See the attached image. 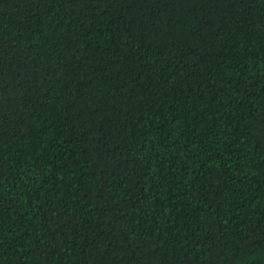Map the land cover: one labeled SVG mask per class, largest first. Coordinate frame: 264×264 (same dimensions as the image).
Listing matches in <instances>:
<instances>
[{
  "label": "trees",
  "instance_id": "1",
  "mask_svg": "<svg viewBox=\"0 0 264 264\" xmlns=\"http://www.w3.org/2000/svg\"><path fill=\"white\" fill-rule=\"evenodd\" d=\"M0 264H264V0H0Z\"/></svg>",
  "mask_w": 264,
  "mask_h": 264
}]
</instances>
